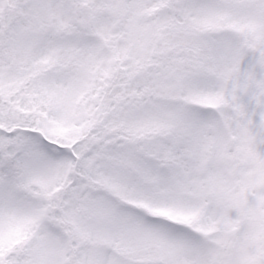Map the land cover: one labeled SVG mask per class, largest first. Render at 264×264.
Returning a JSON list of instances; mask_svg holds the SVG:
<instances>
[{
  "label": "snow or ice",
  "instance_id": "obj_1",
  "mask_svg": "<svg viewBox=\"0 0 264 264\" xmlns=\"http://www.w3.org/2000/svg\"><path fill=\"white\" fill-rule=\"evenodd\" d=\"M0 264H264V0H0Z\"/></svg>",
  "mask_w": 264,
  "mask_h": 264
}]
</instances>
